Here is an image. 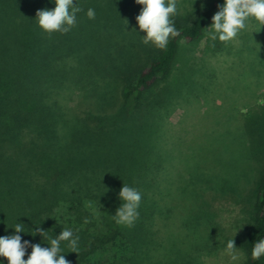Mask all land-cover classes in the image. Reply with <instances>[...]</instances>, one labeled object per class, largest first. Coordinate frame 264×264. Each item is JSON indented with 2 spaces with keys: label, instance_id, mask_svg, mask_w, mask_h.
<instances>
[{
  "label": "trees",
  "instance_id": "1",
  "mask_svg": "<svg viewBox=\"0 0 264 264\" xmlns=\"http://www.w3.org/2000/svg\"><path fill=\"white\" fill-rule=\"evenodd\" d=\"M78 3L83 11L76 26L49 35L34 22L38 10L55 7L49 0H0V236L14 234L11 228L20 222L22 242L48 247L39 233L32 236L36 227L49 237L69 228L80 238L77 253L61 245L69 264H204L200 250L217 242L219 227L200 193L209 183L216 195L231 193L251 203V191L243 193L245 182H239L251 174L256 203L244 209L249 232L224 239L239 243L246 264H264V257L251 258L253 244L264 238V163L255 185V144L251 148V140L260 138L264 159V135L255 137V111L264 115V106L239 95L250 107L236 114L229 131L242 136L230 160L212 154L223 150L217 145L200 142L189 163L182 150L152 143L167 136L166 118L179 106L196 110L195 119L205 106L206 116L207 84L197 80L214 69L186 53L205 38L203 28L223 0H212L192 22L179 10L174 18L179 35L165 50L142 43L145 33L136 24L142 6L135 0ZM89 8L96 10L95 20L87 18ZM228 47L233 45L208 41L205 53L213 48L212 54L220 55ZM182 79L183 87L176 88ZM257 87L258 92L264 83ZM240 89L255 91L243 84ZM159 106L163 113L157 117ZM123 183L142 193L131 228L111 218ZM182 199L193 200L184 217L176 204ZM199 199L202 207L195 206ZM207 205L211 208L204 211Z\"/></svg>",
  "mask_w": 264,
  "mask_h": 264
},
{
  "label": "rangeland",
  "instance_id": "2",
  "mask_svg": "<svg viewBox=\"0 0 264 264\" xmlns=\"http://www.w3.org/2000/svg\"><path fill=\"white\" fill-rule=\"evenodd\" d=\"M180 12L182 16L190 19L192 22L194 17L199 13V11H204L210 5L212 0H177ZM207 4V5H206ZM203 5V7H202ZM206 5V6H205ZM207 39L201 40L200 43L194 45V51L186 53V56L190 57L195 55L196 59L192 60L195 63H205L206 67H211L214 69L212 73H202L197 81L200 83L207 84V96L208 98V109L205 116V106L201 107L198 116L195 119V111L190 112L187 105L179 106L177 110L166 118L167 123H165V131L167 136H162L159 140L155 138L152 143H158L161 146L169 148L168 143L177 150H182L185 156L186 162L194 161L196 156V147L202 146V143L207 145H217L223 150L216 151L215 157H219L223 160H230L233 155H235V143L239 145L242 136L239 133L229 131L233 129L236 125L235 117L236 114L241 111L246 113L250 105L247 102L241 103L240 96L243 95L246 100H253L252 103H256L258 106H264V87H261L257 92L258 82L264 83V28L260 31V26L255 21H250L246 29L242 30L239 36L231 41L233 48L229 47L224 50L220 55L214 56L212 52L213 48L208 55H206L205 50L208 46ZM182 46H185V51L189 50L188 43L182 41ZM205 59L206 61H202ZM180 66V64H179ZM247 68V69H246ZM247 71L252 73L251 79L255 82L252 83L249 80ZM216 74L217 77H210ZM245 78L247 80H245ZM210 79V80H209ZM207 80V82H205ZM182 79L176 84V88H182ZM249 83V85H247ZM241 84L255 88V91L251 89L244 93L243 89H240ZM183 94V92H180ZM187 97V96H186ZM256 97V98H255ZM243 101V100H242ZM77 102V95L74 96V101L71 102L72 105ZM196 102H193L192 107ZM157 117L159 114L163 113L161 106L156 109ZM261 112L257 113L255 111V137L257 134L264 135V115L260 116ZM205 116V117H204ZM155 117V116H154ZM199 119H201L199 121ZM165 120V119H163ZM199 125V129L196 127L195 123ZM173 125V127H170ZM262 126V127H261ZM174 129V130H172ZM204 131V134L199 136V134ZM204 138V140H199ZM202 142V143H200ZM251 148L253 151V144H255V185L258 181V171L261 165L264 163L263 153H262V141L260 138L258 140H251ZM196 145V146H195ZM174 151V150H173ZM172 151V152H173ZM209 155V157H213ZM173 158V156H171ZM241 159H247V155L240 156ZM177 161L179 160L176 159ZM220 160V159H219ZM237 167H239L237 165ZM245 182L246 190H241L243 193H248L249 190L252 194V188L254 182L251 174L248 177H240L239 182ZM214 186L212 184H207L204 189V193L201 192V197H204L206 203L210 204L204 207V211L211 208L210 212H214L216 216V221L218 223V230L216 232L217 242L207 244L206 247L203 245L200 252L201 259L204 264H246V254L239 243H235L238 248L236 255L237 259L232 260L227 254L224 253L223 249L225 246V236H230L232 238L245 236L249 232V222L247 219L244 209L249 206L254 209L256 199L248 193V203L247 200L244 201L238 195H233L231 193L227 195H216L215 191L212 189ZM247 197V196H246ZM245 197V198H246ZM209 200V201H208ZM193 200H177L176 204L180 206L179 210L184 217L188 212L184 209L186 206H190ZM205 203V202H204ZM198 207H202L200 199L197 202ZM178 210V211H179ZM203 210V209H202ZM181 216V217H182ZM181 230L177 231V237H180Z\"/></svg>",
  "mask_w": 264,
  "mask_h": 264
},
{
  "label": "clouds",
  "instance_id": "3",
  "mask_svg": "<svg viewBox=\"0 0 264 264\" xmlns=\"http://www.w3.org/2000/svg\"><path fill=\"white\" fill-rule=\"evenodd\" d=\"M49 3L54 4L55 7L38 10L34 20L36 26L49 35L70 32L77 24L78 13L83 11L78 0L75 2L49 0ZM135 3L142 6L136 16L139 31L145 33L141 36L142 43L165 50L169 42L179 35L174 19L179 14L177 0H135ZM217 7L218 11L212 16L211 25L203 28L207 40L213 42L218 40L227 44L235 40L241 31L247 28L250 21H255L260 26V31L264 28V0H223V3ZM86 16L89 20H95L96 10L89 8ZM132 31L137 32L135 29ZM118 200L121 201L120 206L111 218L116 225L131 228L140 215L142 193L137 188L123 183L118 193ZM57 221L58 225L62 224L61 221ZM87 222L86 220L85 223ZM11 229H14V234L0 236V258H5L7 264H69L61 245L64 244L71 249V253H77L79 248L80 238L69 228L63 227L58 236L49 237V231L43 230L40 226L36 227L32 236L39 233L48 247H43L39 243L33 244L29 240L22 242L20 233H25L23 223L17 222ZM29 248H31L30 253ZM237 250L234 239H229L223 249L232 260L237 259ZM26 255L27 259H25ZM262 257H264V238L258 239L251 249L253 260ZM0 264H4V260L0 259Z\"/></svg>",
  "mask_w": 264,
  "mask_h": 264
}]
</instances>
